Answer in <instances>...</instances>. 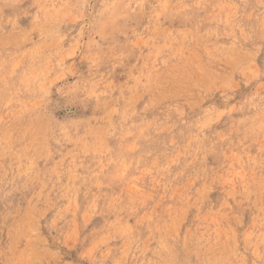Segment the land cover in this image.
Listing matches in <instances>:
<instances>
[{
	"label": "rangeland",
	"instance_id": "rangeland-1",
	"mask_svg": "<svg viewBox=\"0 0 264 264\" xmlns=\"http://www.w3.org/2000/svg\"><path fill=\"white\" fill-rule=\"evenodd\" d=\"M0 264H264V0H0Z\"/></svg>",
	"mask_w": 264,
	"mask_h": 264
}]
</instances>
